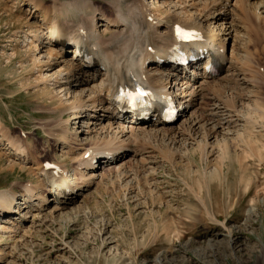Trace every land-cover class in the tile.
I'll return each instance as SVG.
<instances>
[{
  "label": "bare ground",
  "instance_id": "6f19581e",
  "mask_svg": "<svg viewBox=\"0 0 264 264\" xmlns=\"http://www.w3.org/2000/svg\"><path fill=\"white\" fill-rule=\"evenodd\" d=\"M18 1L23 3L29 0ZM108 2V8L97 6L91 0H73L66 3L53 0L48 7L33 0L27 3L28 28L21 30L18 38V44L23 50L21 58L26 61L20 58V67L23 68L25 62L34 63L35 67L31 69H35L32 72L36 75V90L42 85L43 91L45 88L57 95L55 98L59 101L52 111L64 121L65 129L58 134L62 129L59 128L58 132L49 133L48 136L55 143L61 142L57 146L62 144L63 148L69 147V153H64L68 154L72 168L65 162H49L43 158L40 161L43 165H38L29 150L27 153L23 146L16 144L21 141L11 138L0 124V145L4 143L0 149V161L6 158L7 168L15 171L19 167L32 178L26 185H13L3 192L0 191V214L9 213V216L0 217V234L7 235L9 240V243L0 246V264H16L23 262L27 254L35 255L32 251L34 249H31L35 247L33 235L54 234L51 225L70 224L82 209L79 205L70 210L68 207L99 182H104L105 171L109 174L119 173L117 177L125 181L130 179L127 183L133 180L136 174L131 172L132 168L131 171H126L123 169L126 163H119L123 156L141 157V163L145 160L142 165H148L145 171L147 175L156 174L157 169L151 163L158 165L157 163L162 162L156 161L160 144L167 146L166 149L177 144L182 147L198 144L200 148L201 141L197 139L200 138L201 129L205 131L203 133L206 134V139H220L222 147L244 136L240 130L235 129L241 125L240 122H246L249 115L244 118L238 110L225 104L227 100L223 103L221 97L212 95V90L207 88L212 84L222 87V83L226 82L238 86L244 80L245 75L237 63L240 53L236 45L239 33L236 28L239 25L233 23L229 17L234 12L244 14L252 11L257 20H264V0ZM3 10L11 22L20 20L10 13L13 9ZM39 10L42 14L40 21L37 17ZM16 11L21 12L20 9ZM217 23L220 24L215 26ZM179 28L194 30L198 41L194 44L179 42L175 35ZM60 38L63 40L58 42ZM75 39L85 45V51H78L77 46L73 45L74 56L67 59V53L71 52V48L67 47ZM231 40L233 44L228 55L227 46ZM178 52L194 57L187 62L189 67H193L192 70L178 64ZM9 56L14 58L17 54L11 53ZM201 62H204L202 66ZM53 66L58 68L49 73ZM223 72L227 74L221 75ZM141 92L144 95H140ZM132 97L138 101L129 103L127 99ZM249 97L250 95L244 97L247 102ZM205 98L211 99L210 105L205 109L197 107L202 105ZM150 101L152 105L149 104ZM247 102L245 105L249 111L251 105ZM164 103L173 105L179 111L175 119H167L162 114L161 107ZM136 104L138 108L132 109ZM195 107L201 110L198 115H191L192 119L179 122L181 116H186ZM71 114L76 122L79 119L78 127L72 132L75 146L68 145L67 139L63 137L65 131L71 128ZM248 124L247 121L246 127L249 130L251 125ZM243 127L244 125L242 131ZM7 135L11 140L7 139ZM229 135L232 136L230 139ZM23 143L30 145V142ZM43 145L45 147L40 148L39 155L47 152L48 145ZM180 146L177 148L181 149ZM63 148L60 145L61 150L58 149V152H62ZM2 149L11 151L18 157L10 159ZM209 149L205 152L207 157L216 155L219 159V155L225 154L227 150L218 153L219 150ZM33 162V169L39 171L38 179L31 173L30 168L21 166L22 163L33 165ZM47 162L56 164L58 169L50 168ZM144 166L142 169H145ZM37 180L40 185L36 183ZM205 183L209 184V181L205 179ZM83 188L85 191L82 194ZM29 220L31 226L28 228L29 224L25 229V223ZM168 226H162V230L165 231ZM234 234L232 230L226 234L229 244L235 243ZM158 238L155 240H159ZM110 243L107 238L104 246ZM64 245L68 246V243ZM212 247V242H209L192 252L198 251L195 254L202 258ZM125 256L121 254L120 258L125 259Z\"/></svg>",
  "mask_w": 264,
  "mask_h": 264
},
{
  "label": "rangeland",
  "instance_id": "374dc122",
  "mask_svg": "<svg viewBox=\"0 0 264 264\" xmlns=\"http://www.w3.org/2000/svg\"><path fill=\"white\" fill-rule=\"evenodd\" d=\"M29 1L22 3L18 0H0V124L11 138L21 141L16 144L23 146L27 153L29 150V154L35 157L38 165H43L40 163L43 158L49 162H65L72 168V162L67 158L68 154L64 153L69 147L63 148L60 144L64 150L58 152L61 149L60 145H57L61 142L55 143L48 136L49 133L58 132L59 128L62 129L58 134L65 129L64 121L52 111L59 101L55 98L57 95L45 88L43 91L42 85L36 90L34 83L36 75L32 72L35 69H31L35 67L34 63L25 62L24 67H20L19 60L23 50L18 44L20 40L18 38L20 31L28 28L26 23L29 24L27 21ZM59 1L66 3L73 0ZM91 1L97 6L108 8L107 3L109 4L110 0ZM52 2L53 0H40L38 4L48 7ZM7 8L13 9L10 13L17 19L20 18L18 20L20 23L10 21L3 10ZM18 9L21 12H17ZM38 12L37 17L40 21L41 10ZM229 19L239 25L236 28V32H239L236 45L240 53L237 63L245 78L238 86L226 82L222 83V87L212 84L207 89L212 90V95L221 97L223 103L227 100L225 104L231 109L238 110L244 118L249 115L246 122H240L241 125L235 129L243 133V138L228 142L225 148V145L222 147L220 139H206V134L203 133L205 131L201 129L200 138L197 139L201 141L200 148L198 144L196 146L190 144L187 147L185 145V148L177 144L166 149L167 146L160 144L156 161L162 162L157 163L158 165L151 163V166L157 169L156 174L147 175L145 171L148 165H142L145 160L141 163V157L123 156L119 163H126L123 169L131 171L132 168L131 172H134L136 177L127 183L126 181L130 179L125 181L117 177L119 173L109 174L105 171L104 182H99L100 184L85 193L83 188L81 191L84 193L83 196L78 197L76 203L68 207L70 210L79 205L82 209L78 210L80 213L74 216V220L68 225L61 223L51 225L54 234H34L32 240L35 247L31 249H34L32 251L35 255H25V260L17 262L18 264H263L264 20H257L252 11L244 14L234 12ZM218 24L220 23L215 26ZM232 44L233 40L227 46L228 55ZM72 52L71 50L67 53V59L74 56ZM11 53H16L17 56L10 58ZM21 60L26 61L25 58ZM203 64L204 62H201V66ZM56 67H51L49 73ZM225 74L227 72L221 75ZM245 95H250L248 102L244 98ZM245 102L251 105V110L248 111ZM210 103L211 99L205 98L202 105L197 107L205 109ZM197 107L191 110L192 114L190 112L186 116H181L179 122L198 115L201 110ZM247 121L252 129L248 130L246 127ZM78 122L79 119L76 122L71 114L69 128L71 130L67 129L63 136L70 146H75L72 142V132L78 127ZM7 137L10 139L8 135ZM231 137L229 135V139ZM23 142H30V145ZM45 143L48 145L47 152L39 155L40 148L45 147L43 145ZM3 146L4 143H1L0 149ZM179 146L181 149L177 148ZM208 148L209 151L219 150L218 153L227 150L225 154L219 155L221 157L219 159L216 155L207 157L205 152H208ZM2 152L10 159L18 157L11 151ZM7 164L6 158L0 161L1 192L13 185L17 187L26 185L32 179L27 171L19 167L12 171L6 167ZM22 165L30 168L31 173L38 179L39 171L33 169L34 162L33 165L32 163ZM142 166L145 169H142ZM205 179L209 184L205 183ZM36 183L39 184L38 180ZM27 222L25 229L27 225L30 224L28 228L31 226V220ZM166 225L169 226L163 231L162 226ZM229 230L235 232L234 244L228 243L229 238L226 234ZM87 236L89 239L86 240ZM155 236L159 237V240H155ZM107 238L111 243L104 246ZM8 241L7 235L1 233L0 246L9 243ZM66 242L68 246L64 245ZM209 242H212V250L203 254L204 260L199 256V260L195 254L198 251L194 253L193 249L197 250ZM121 254L126 255L125 259L120 258Z\"/></svg>",
  "mask_w": 264,
  "mask_h": 264
},
{
  "label": "snow or ice",
  "instance_id": "6c2138e0",
  "mask_svg": "<svg viewBox=\"0 0 264 264\" xmlns=\"http://www.w3.org/2000/svg\"><path fill=\"white\" fill-rule=\"evenodd\" d=\"M178 34L181 36V38H188V34L187 33H184L182 30H178ZM140 95H144L143 92L139 93Z\"/></svg>",
  "mask_w": 264,
  "mask_h": 264
}]
</instances>
